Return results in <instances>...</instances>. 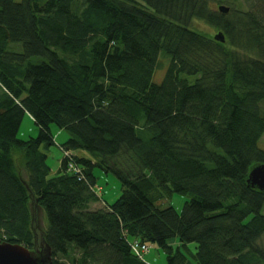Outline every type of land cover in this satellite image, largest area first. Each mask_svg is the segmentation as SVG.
I'll list each match as a JSON object with an SVG mask.
<instances>
[{"label":"trees","instance_id":"16d2710c","mask_svg":"<svg viewBox=\"0 0 264 264\" xmlns=\"http://www.w3.org/2000/svg\"><path fill=\"white\" fill-rule=\"evenodd\" d=\"M233 1L0 0L1 241L32 249L40 209L52 264H149L135 241L164 264H264V191L246 182L264 164V0ZM25 114L38 135L19 139ZM51 125L68 133L54 173ZM172 193L180 213L154 203Z\"/></svg>","mask_w":264,"mask_h":264},{"label":"rangeland","instance_id":"374dc122","mask_svg":"<svg viewBox=\"0 0 264 264\" xmlns=\"http://www.w3.org/2000/svg\"><path fill=\"white\" fill-rule=\"evenodd\" d=\"M16 2H20L21 0H15ZM215 5V4H214ZM232 6V5H231ZM233 8L234 9H244V6L242 5L241 0H235L233 1ZM194 27L197 28L199 31H202L204 33H207L208 35H214L215 31L211 27H209L207 24L196 21L194 24ZM17 51H21L20 44L13 45ZM168 65V58L164 54H160L159 58V64L157 66V69L155 70V74L153 76V82L159 83L163 77L164 71ZM193 78H191L192 80ZM51 132L53 134L54 138V144H52L48 149H46V162L51 168V172H55L60 164L61 159V152L58 147V145L63 142L67 137L68 133L65 130L58 129L55 125H51ZM38 135V127L34 124L32 119L29 115L25 114L21 120L17 137L19 139H27L28 137H36ZM258 146L261 148H264V134L261 137V139L258 142ZM77 155L82 156H89V154L86 151L78 150L76 151ZM15 164L19 170V173L21 174V177L25 180L27 179V173L25 169L20 165L19 162V156L16 154V157L14 159ZM94 174L96 176V184H95V190L97 193H99L103 200L107 202L114 201L117 196L120 193V183L118 179L112 174V173H104L98 168L93 169ZM188 200V197L186 195L172 193L170 195H161L157 197L156 201L154 202L158 207L164 208L167 206H172L174 209L180 213L184 202ZM92 207L95 206L94 204L91 205ZM95 208V207H93ZM42 213L40 209L37 211V225L41 228H43V221H42ZM46 225V222L44 221V226ZM172 244L178 243L176 238L171 239ZM260 246L264 247V235L259 241ZM189 248L193 251L194 245L191 243L189 245ZM188 260H192L189 254H187ZM143 259L148 262L149 264H164L165 263V254L158 246L154 244H148V251L143 254Z\"/></svg>","mask_w":264,"mask_h":264},{"label":"water","instance_id":"95a60500","mask_svg":"<svg viewBox=\"0 0 264 264\" xmlns=\"http://www.w3.org/2000/svg\"><path fill=\"white\" fill-rule=\"evenodd\" d=\"M218 10L228 12V8L223 5H220ZM213 39L224 42L223 33L217 32ZM246 182L249 187L264 191V164L252 167ZM31 228L34 235L32 249L0 240V264H52L51 249L44 240L42 229L37 225L36 216L33 218Z\"/></svg>","mask_w":264,"mask_h":264},{"label":"built area","instance_id":"2783aa9c","mask_svg":"<svg viewBox=\"0 0 264 264\" xmlns=\"http://www.w3.org/2000/svg\"><path fill=\"white\" fill-rule=\"evenodd\" d=\"M131 249L135 254L142 257L148 251V245L135 241L131 244Z\"/></svg>","mask_w":264,"mask_h":264},{"label":"crops","instance_id":"0c3cea01","mask_svg":"<svg viewBox=\"0 0 264 264\" xmlns=\"http://www.w3.org/2000/svg\"><path fill=\"white\" fill-rule=\"evenodd\" d=\"M101 204H102V203H99V202L94 203L95 206H93V207H99V206H101Z\"/></svg>","mask_w":264,"mask_h":264}]
</instances>
